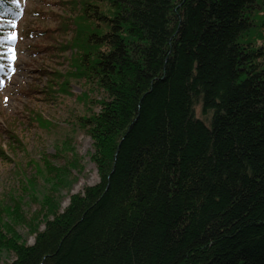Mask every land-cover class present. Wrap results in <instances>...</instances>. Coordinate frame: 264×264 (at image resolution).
Here are the masks:
<instances>
[{"label": "trees", "instance_id": "obj_1", "mask_svg": "<svg viewBox=\"0 0 264 264\" xmlns=\"http://www.w3.org/2000/svg\"><path fill=\"white\" fill-rule=\"evenodd\" d=\"M65 4L78 12L76 48L61 47L76 50L70 76L104 93L77 123L98 182L61 212L47 195L31 245L0 221L8 264H264V0ZM5 6L13 13L0 7V70L9 19L21 14ZM78 45L93 47L92 58ZM13 122L0 127L10 148ZM64 146L65 168H77ZM18 201L7 212L25 222Z\"/></svg>", "mask_w": 264, "mask_h": 264}, {"label": "rangeland", "instance_id": "obj_2", "mask_svg": "<svg viewBox=\"0 0 264 264\" xmlns=\"http://www.w3.org/2000/svg\"><path fill=\"white\" fill-rule=\"evenodd\" d=\"M18 1L23 12L12 20L13 40L6 50V68L0 72V127L4 119H14L13 132L19 142L15 141L10 148L6 135L0 140L8 158H0V221L9 226L8 230L14 229L26 245H31L34 234L30 230L37 225L38 231L43 228L38 211L43 210L47 195L53 199L51 207L61 212L71 195L98 182L96 167L88 158L91 140L77 123L78 117L89 109L98 110L94 102L102 99L104 93L95 83L70 76L75 68L72 56L76 50L62 49L64 45L76 48L73 43L76 26L70 19L78 12L64 5L70 0ZM78 47L92 58L93 47ZM56 72L58 75L53 79ZM61 81L67 82L65 93L58 90ZM34 86L37 90L33 93ZM27 91L31 94L26 95ZM35 114L45 123L39 126ZM195 115L203 119L199 106ZM67 142L79 164L69 171L65 168L71 160V153L64 149ZM24 179L34 180L31 189ZM14 196L20 199L18 210L25 222H16L7 212L12 210ZM5 230L7 227L2 228ZM13 259L11 253L0 250V264Z\"/></svg>", "mask_w": 264, "mask_h": 264}, {"label": "snow or ice", "instance_id": "obj_3", "mask_svg": "<svg viewBox=\"0 0 264 264\" xmlns=\"http://www.w3.org/2000/svg\"><path fill=\"white\" fill-rule=\"evenodd\" d=\"M7 3L15 5L18 3V0H0V7H3V13H13V9L11 7L5 6ZM3 13H0V14H3Z\"/></svg>", "mask_w": 264, "mask_h": 264}]
</instances>
